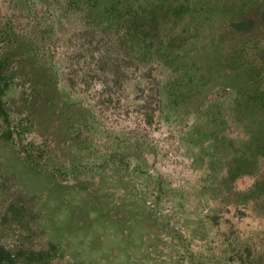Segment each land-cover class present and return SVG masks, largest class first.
Here are the masks:
<instances>
[{"label":"rangeland","instance_id":"374dc122","mask_svg":"<svg viewBox=\"0 0 264 264\" xmlns=\"http://www.w3.org/2000/svg\"><path fill=\"white\" fill-rule=\"evenodd\" d=\"M263 16L264 0H0L3 252L264 264Z\"/></svg>","mask_w":264,"mask_h":264},{"label":"trees","instance_id":"16d2710c","mask_svg":"<svg viewBox=\"0 0 264 264\" xmlns=\"http://www.w3.org/2000/svg\"><path fill=\"white\" fill-rule=\"evenodd\" d=\"M154 12V11H153ZM153 12H150L149 13V16H147V18L149 19V23H147V21H143L142 18L141 19H137V18H133V23H134V29H142L143 33L142 35H145L143 37V39H147L151 36H153V31L155 30V28L158 27V23H157V18H156V14L153 13ZM178 14H179V10H177ZM264 18V16H263ZM141 21L142 25L139 26V22ZM146 24V25H145ZM2 63H0V94L3 93L4 91V88L2 87V81L5 79V76L4 74L2 73V70H3V66L1 65ZM240 170H242V168H240ZM6 258V256L4 257H1L0 256V262Z\"/></svg>","mask_w":264,"mask_h":264},{"label":"flooded vegetation","instance_id":"af4514ba","mask_svg":"<svg viewBox=\"0 0 264 264\" xmlns=\"http://www.w3.org/2000/svg\"><path fill=\"white\" fill-rule=\"evenodd\" d=\"M92 2H95V0H91ZM132 23V26L130 27V28H134V23H133V21L131 22ZM133 33V32H132ZM142 33H143V31H142V29H141V31L137 34V37L138 36H140V35H142ZM1 63V62H0ZM2 65V64H1ZM2 87L4 88V85L2 84ZM4 93H5V89H4V91H3V93L2 94H0V113L2 112L3 113V110L1 109V107L3 106V100H2V97H3V95H4ZM4 138H10L11 137V133H10V131H7V134H5V136H3ZM0 138H1V136H0ZM0 256L1 257H4V256H6V258H4L1 262H0V264H16V262H14V260L11 258V255L10 254H8L7 252H3V250H2V248H1V246H0Z\"/></svg>","mask_w":264,"mask_h":264}]
</instances>
